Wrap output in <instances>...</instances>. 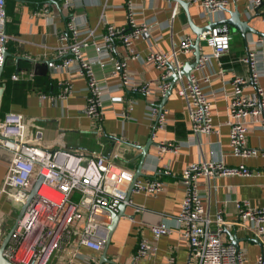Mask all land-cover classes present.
Instances as JSON below:
<instances>
[{"label":"crops","instance_id":"0c3cea01","mask_svg":"<svg viewBox=\"0 0 264 264\" xmlns=\"http://www.w3.org/2000/svg\"><path fill=\"white\" fill-rule=\"evenodd\" d=\"M52 1L57 4L49 0L38 3L17 0L15 16L13 19L7 18L5 30L9 38L6 42V63L9 70L7 83L2 84L4 88L7 87L8 102L2 115L20 113L24 116L28 144L66 150L84 157L101 154L125 167L132 177L138 172L137 179L140 181L153 178L163 181L162 189L154 194L130 192L131 203L126 204L123 215L118 218L106 250V258L112 263L103 261L101 264H169L170 257L173 264L192 263L187 241L177 230L154 239L149 226L161 221L170 225L174 223L183 198L179 174L188 164L201 160H222L230 166L244 164L253 171L250 176L198 178L204 212L212 217L217 210H224L223 216L229 223L224 226L223 240L229 242V236H235L248 264H252L259 253H264V248L248 230L232 223L236 219L234 200H247L252 206L264 207V156L232 155L226 121L232 91L230 79L234 73L248 77L246 67L238 58L245 53L249 39L264 34V21L255 13L247 14L248 0H228L227 6L210 18L202 5L194 0H181L183 4H178L174 14L175 0H130L136 8V23L146 22L151 27L133 41L135 52L142 55L150 51L169 52L178 46L183 35L194 41L196 31L204 27L212 26L223 33L224 26L216 22L229 18L236 9L240 18L257 32L248 31L245 35L228 32L231 37L229 50L218 58L211 55L212 48L206 40L200 42V56L206 55L208 60L203 67L193 69L191 73L201 81L217 133H200L194 141L188 142L191 129L186 100L177 92L181 82L186 83L187 78L183 75L181 78L169 77V88L172 86L170 93L167 96V92L161 94L158 85L162 71L151 61L130 57L117 39L114 40V54L126 60L128 72L135 81L150 82L152 94L144 96L122 89L113 92L133 100L129 118L120 115L127 105L124 99L105 100L102 120L83 114L87 94L85 78L53 69L47 63L50 60L58 61L57 49L61 44L58 34L65 30L70 13L77 15L82 37L92 32L94 40L101 43V35L108 24L128 29L126 0H70L72 7L68 10L61 5L63 0ZM43 3H47V12L33 15L32 11H40ZM7 47L11 48V52ZM177 56L183 65L194 59L193 50L190 53L178 52ZM85 58L91 62L95 76L102 84H118L119 79L109 75L111 64L106 63L101 67L92 46L85 49ZM15 73L20 74L17 80L11 78ZM63 79L72 84V92L66 99L49 101L39 98L41 93H58V82ZM260 84L264 88V75L260 78ZM252 89L250 85L246 91L251 92ZM152 102L168 110L161 128L146 115L148 103ZM255 125L252 123L248 126L246 145L264 152V132ZM160 141H172L178 147L174 152L160 153ZM10 160L11 153L0 148V187ZM164 168L171 173L164 174ZM76 197L77 194H74L73 198ZM20 205L13 203L0 190V243L14 225ZM136 207L139 209L135 210ZM77 228L80 226L77 225ZM142 238L156 244L157 249L147 258L134 261L133 254ZM68 243H71L69 248H66V243L62 251L56 252L54 264H84L77 259L69 262V257L73 255L71 246L76 245V239L72 237ZM78 250L82 255L96 256L97 263L101 261L103 250L94 252L83 245Z\"/></svg>","mask_w":264,"mask_h":264},{"label":"built area","instance_id":"2783aa9c","mask_svg":"<svg viewBox=\"0 0 264 264\" xmlns=\"http://www.w3.org/2000/svg\"><path fill=\"white\" fill-rule=\"evenodd\" d=\"M5 1L0 0V68L9 38L5 30L8 20ZM194 1L202 5L209 18L228 4V0ZM178 4L176 0L173 14ZM61 5L67 10L72 7L70 0H63ZM39 10L32 11V14L46 13L47 3H43ZM126 10L128 29L125 26L108 24L101 35V43L94 40L92 32L82 37L77 15L70 13L65 22V30L58 34L61 42L57 49L58 61L50 60L47 63L53 69L58 68L85 78L87 94L82 112L89 118L102 120L104 101L123 99L127 105L120 115L129 118L133 100L113 94L117 90L144 96L152 94L150 82L135 81L128 72L126 60L114 54L115 39L123 45L130 57L151 61L162 71L158 89L163 95L169 89V77L179 72L183 66L177 56L178 52H192V39L183 35L178 46L169 52L150 51L145 55L136 53L133 41L151 27L146 22L136 23V8L130 0H126ZM247 10V14L255 13L264 21V0H248ZM230 39L228 33H220L214 27L201 35V40H206L211 46V55L215 58L228 52ZM88 46L94 48L101 67L106 63L111 64L109 75L119 79L117 85L102 84L97 80L91 62L85 58V49ZM207 60L208 56H200L194 69L203 67ZM238 61L246 67L248 77L234 73L230 79L232 91L226 121L229 126L230 152L234 156H264L263 151L246 145V133L250 124L256 123L255 126L264 132V88L260 84V78L264 75V36L249 39L245 53L239 56ZM19 75L12 74L11 78L17 80ZM58 84V93H41L39 98L49 101L66 99L72 92L71 82L63 79ZM250 85L253 89L247 92ZM177 92L186 100L191 129L188 142L194 141L200 133H217L211 121L210 104L201 81L191 73L186 83L181 82ZM167 113L166 108L153 102L148 103L146 115L154 120L157 127L164 126ZM25 128L26 120L20 113H6L0 118V148L11 153V160L0 187L1 192L13 203L22 205L36 178L42 177L40 186L10 234L3 256L13 264H54L56 252L62 251L73 233L77 232L76 245L71 246L73 255L69 257V262L77 259L84 264H96V256L82 255L78 247L83 245L94 252L103 250L108 227L112 222V212L117 210L121 202L131 203L130 199L126 200L127 191L133 181L131 172L101 154L84 157L66 150L28 144ZM177 147L172 141L158 143L160 153L174 152ZM113 157L116 158V155ZM163 173L169 175L171 172L164 168ZM252 174L253 171L244 164L230 166L222 160H201L188 164L179 174V181L183 186L180 211L171 225L161 221L149 226L153 238L177 230L187 241L191 264H248L244 251L222 238L224 226L229 223L223 216L224 210H217L212 217L204 212L198 178ZM162 185L163 181L158 178L147 181L136 178L131 191L154 194L162 189ZM42 187L45 188L44 193L40 192ZM74 194H77L76 198H73ZM234 206L236 219L232 223L248 230L264 248V207L252 206L247 200L237 199L234 200ZM77 225L80 226L79 229ZM156 249V244L142 238L138 241L133 260L147 258ZM168 263L173 264L172 257L168 258ZM252 264H264V253H259Z\"/></svg>","mask_w":264,"mask_h":264},{"label":"water","instance_id":"95a60500","mask_svg":"<svg viewBox=\"0 0 264 264\" xmlns=\"http://www.w3.org/2000/svg\"><path fill=\"white\" fill-rule=\"evenodd\" d=\"M49 1L53 2L54 4H57L56 1H52V0H49ZM177 1H178V3H182L183 4V2L181 0H177ZM184 6H185V4H184ZM216 23L222 24L224 26L223 27V32L224 33H228V32L235 33V32H238V33H241V35H243V34L245 35V33L248 32V31L256 32V31H254V29H252L248 25L247 21L242 20L240 18V13H239V11L237 9L234 12H231V15H230L229 18L223 19V20H218ZM211 28H212V26L204 27V28L199 29V30L196 31L197 37L195 38V40L193 41V44H192V50H193L194 59L191 62L190 61L186 62V64H184L181 67L179 72L173 73L170 76V78H176L177 76L179 77V76L183 75V76H185L187 78V80L189 79L191 71L197 65L198 59L200 57L199 45H200V42L202 41L201 40V35H202L203 32H205L206 30H210ZM260 35L262 36L264 34H260ZM7 54H8V52L6 50H4L3 51V64H4V60H5L6 56H7ZM3 64H2V66L0 68V76H1V73H2V70H3ZM171 87L172 86H170V88L168 89V91L166 93V96L170 93ZM3 90H4V85L2 84V85H0V102H1V99H2ZM137 173L134 174L132 183L138 177ZM41 182H42V177L38 176L36 178V180H35V183H34L33 187L28 192L25 201L23 202V204L20 207V210H19V212L17 214L16 221H15L14 225L5 234V236L2 238L1 243H0V264H13L12 262H10L8 259H6L3 256V254H2L3 250H4L6 244H7L8 240H9V237H10V234H11L12 230L15 228V226H16L18 220L21 218V216H22L27 204L30 202V200L34 196L35 191L40 186ZM132 183H131L128 191H127L126 200L129 199L130 191H131V188H132ZM125 206H126V204L121 202L118 205L117 210L112 212V222H111V224L108 227L107 237H106V241H105V244H104V247H103L102 258H101V261L98 264H101L103 261L104 262L107 261L109 263H112V261H110V260H108L106 258V250H107L108 245L110 243L111 233H112V231L114 230V228H115V226L117 224L118 218L123 215V210H124ZM235 239H236L235 236H229V240H230L229 243L232 244L234 247L239 248L238 243H237V241ZM255 241L257 243H259L257 240H255Z\"/></svg>","mask_w":264,"mask_h":264},{"label":"trees","instance_id":"16d2710c","mask_svg":"<svg viewBox=\"0 0 264 264\" xmlns=\"http://www.w3.org/2000/svg\"><path fill=\"white\" fill-rule=\"evenodd\" d=\"M16 1L17 0H6L5 1V11H6V17L7 18H11L13 19V17L15 16V12H14V9H15V6H16ZM26 1H31V2H40L42 0H26ZM36 5V3H35ZM7 30V29H6ZM9 45V43L7 44ZM8 51L11 52V48L7 47ZM7 57L6 59L4 60V64H3V70H2V73H1V76H0V84L2 83H7V77H8V65H7ZM8 102V93H7V87L4 88V92H3V95H2V100H1V103H0V118H3V116L5 115H2L5 110H6V104ZM2 115V116H1Z\"/></svg>","mask_w":264,"mask_h":264},{"label":"rangeland","instance_id":"374dc122","mask_svg":"<svg viewBox=\"0 0 264 264\" xmlns=\"http://www.w3.org/2000/svg\"><path fill=\"white\" fill-rule=\"evenodd\" d=\"M79 225H80V224H79ZM77 229H78V228H77ZM72 237L76 239V237H77V232H74L73 235H72ZM71 243H72V242H71ZM71 243H68L67 246H66V248H69L68 246H69ZM55 264H57V262H55Z\"/></svg>","mask_w":264,"mask_h":264},{"label":"bare ground","instance_id":"6f19581e","mask_svg":"<svg viewBox=\"0 0 264 264\" xmlns=\"http://www.w3.org/2000/svg\"><path fill=\"white\" fill-rule=\"evenodd\" d=\"M41 193H44L45 192V188L42 187L41 190H40Z\"/></svg>","mask_w":264,"mask_h":264}]
</instances>
